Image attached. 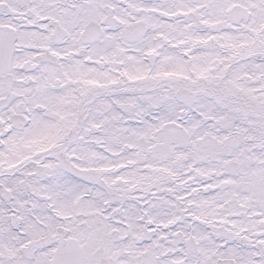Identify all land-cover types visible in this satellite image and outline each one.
<instances>
[{
    "label": "snow or ice",
    "instance_id": "1",
    "mask_svg": "<svg viewBox=\"0 0 264 264\" xmlns=\"http://www.w3.org/2000/svg\"><path fill=\"white\" fill-rule=\"evenodd\" d=\"M0 264H264V0H0Z\"/></svg>",
    "mask_w": 264,
    "mask_h": 264
}]
</instances>
